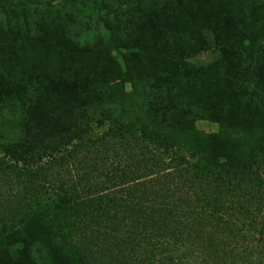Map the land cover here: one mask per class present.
I'll list each match as a JSON object with an SVG mask.
<instances>
[{
    "label": "trees",
    "instance_id": "obj_1",
    "mask_svg": "<svg viewBox=\"0 0 264 264\" xmlns=\"http://www.w3.org/2000/svg\"><path fill=\"white\" fill-rule=\"evenodd\" d=\"M40 3L0 0V165L33 182L78 162L82 187L64 175L5 221L0 264H97L96 248L118 262L143 241L189 264L192 232L232 235V208L264 237V0Z\"/></svg>",
    "mask_w": 264,
    "mask_h": 264
},
{
    "label": "rangeland",
    "instance_id": "obj_2",
    "mask_svg": "<svg viewBox=\"0 0 264 264\" xmlns=\"http://www.w3.org/2000/svg\"><path fill=\"white\" fill-rule=\"evenodd\" d=\"M39 8L47 7V10L50 9L49 6H54L60 2V0H40ZM66 2V0H64ZM80 1V0H79ZM39 3V2H37ZM45 3V4H43ZM37 9V8H36ZM53 9H50L52 11ZM41 11V9H38ZM193 62H203L210 63L214 61V55L210 52H203L198 57L192 60ZM197 128L204 130L206 132H215L219 130L217 124H214L207 120L199 121L196 124ZM173 128L182 130L185 127L180 122H176ZM187 131H191V129L187 128ZM102 134V132H99ZM119 159V158H118ZM118 159L112 158L111 161L106 164H119ZM99 164H102L99 162ZM126 162L123 161L122 165H125ZM114 170L113 165H110ZM5 167L0 165V226L5 224V221L10 220L11 218H18L23 213L26 205L35 204V200L45 192L44 187L50 189L51 191L56 190V188L60 185L59 182H63L64 180L69 179L70 184H76L79 188L80 185V175L82 172L81 165L76 162L73 164H62L58 165L55 169L56 171H52L50 175L47 177V181L41 180L39 177L35 178L33 182H30L29 177H25L23 175H18L15 173H10V171L6 172ZM9 170V169H8ZM19 170H22V165L20 164ZM62 175V177H61ZM66 176V178L64 177ZM264 177V174H263ZM154 178L145 179L142 182L143 184H147L148 181ZM106 183H101L100 185L92 184L93 192H100L102 190H107L109 184L107 182V178H105ZM168 180V178L166 179ZM109 184V185H107ZM94 185V186H93ZM166 185V183H164ZM137 186V183L130 182L126 184V186L116 187V192L126 193L129 189H133ZM143 186V185H142ZM101 193V192H100ZM255 210V208H253ZM262 209H264V203L262 205ZM257 213V212H256ZM246 213L240 214L239 208H232L226 214V219L233 220L232 227L234 229L232 235L231 233L227 234L226 230L218 232V234L206 244H203V235L200 230H194L192 235L187 241L186 245L183 246L181 250H186L188 257L191 258V263L189 264H232L235 259L241 260V264H264V237L260 234V225H255L254 219L248 218L244 219ZM251 217V216H250ZM242 220H245V224H242ZM50 227L56 231L57 234L61 233L63 230V219L58 216L54 212L50 214L49 217ZM252 222V225H251ZM257 226V227H256ZM229 225L227 228L229 229ZM142 244L144 247H141L138 250V245L127 244L128 247L125 249L124 253L118 255V262H114L113 259L110 258L109 252L106 251H94L93 254L95 256H99L97 264H122L123 262H127L126 264H150L146 263V258H153V264H164L163 260H166L167 257L166 251H163V248H159L156 254L151 252H145L148 244L147 241H143ZM156 245H160L158 242ZM235 252H239L238 255L234 254ZM66 257L70 260L71 264H83L80 260L76 258H71L70 254H66ZM242 258H241V257ZM132 259V262L131 260ZM44 261H47L46 257H43ZM103 260V261H102ZM121 261V263H119ZM158 261V262H157ZM152 264V263H151Z\"/></svg>",
    "mask_w": 264,
    "mask_h": 264
}]
</instances>
